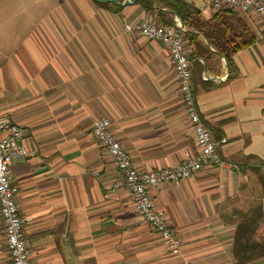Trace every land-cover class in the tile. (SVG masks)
Wrapping results in <instances>:
<instances>
[{
    "label": "crops",
    "instance_id": "1",
    "mask_svg": "<svg viewBox=\"0 0 264 264\" xmlns=\"http://www.w3.org/2000/svg\"><path fill=\"white\" fill-rule=\"evenodd\" d=\"M115 1L0 0V117L22 131L24 155L9 172L31 264H236L235 212L260 203L264 214L259 18L237 14L255 42L213 61L215 50L196 32L185 37L173 17L183 28L197 110L218 154L234 166H205L151 190L180 239L174 257L128 193L110 190L117 171L91 133L95 120L107 119L139 172L174 168L195 150L166 47L123 28L156 22V13L136 0ZM183 1L203 21L216 13L205 0ZM0 264H10L1 219Z\"/></svg>",
    "mask_w": 264,
    "mask_h": 264
},
{
    "label": "built area",
    "instance_id": "2",
    "mask_svg": "<svg viewBox=\"0 0 264 264\" xmlns=\"http://www.w3.org/2000/svg\"><path fill=\"white\" fill-rule=\"evenodd\" d=\"M205 4L214 12L228 10L236 14L256 15L263 27L264 35V0H205ZM123 28L127 33H137L146 40L159 42L166 47L192 129L195 150L194 153L185 152L182 162L174 168L139 172L114 137L107 119L95 120L91 133L97 144L114 162L117 178L111 184L110 190L128 193L140 218L158 237L169 255L175 257L180 253V239L168 225L163 212L156 209L151 198V190L163 184H176L188 179L205 166L227 170L234 166L218 154L219 143L213 140L210 128L203 122L197 110L191 89L192 64L188 58L183 28L179 22L176 21L173 27H165L154 21L144 20L136 24H124ZM21 138V129L7 117H0V219L10 264H31L23 220L18 216L14 201L16 187L9 172L11 161L24 155V150L19 144Z\"/></svg>",
    "mask_w": 264,
    "mask_h": 264
},
{
    "label": "trees",
    "instance_id": "3",
    "mask_svg": "<svg viewBox=\"0 0 264 264\" xmlns=\"http://www.w3.org/2000/svg\"><path fill=\"white\" fill-rule=\"evenodd\" d=\"M136 2L144 11L156 13L158 25L173 27L175 16L186 29L185 37L192 39L193 32L200 34L207 45L216 52L210 57L213 61L216 56L228 60L231 54L255 42L254 35L238 15L231 11H218L210 20L203 21L200 13L183 0H136ZM153 5L157 7V11L152 8ZM231 20L234 21V25L230 24ZM234 215L236 229L233 234L232 254L236 264H251L255 260L264 259V235L259 232L264 226L261 204L246 211H236Z\"/></svg>",
    "mask_w": 264,
    "mask_h": 264
},
{
    "label": "water",
    "instance_id": "4",
    "mask_svg": "<svg viewBox=\"0 0 264 264\" xmlns=\"http://www.w3.org/2000/svg\"><path fill=\"white\" fill-rule=\"evenodd\" d=\"M101 3H109V2H116L115 0H94Z\"/></svg>",
    "mask_w": 264,
    "mask_h": 264
}]
</instances>
